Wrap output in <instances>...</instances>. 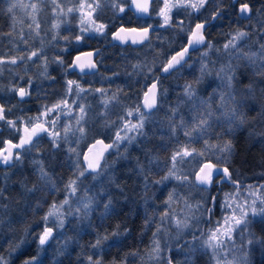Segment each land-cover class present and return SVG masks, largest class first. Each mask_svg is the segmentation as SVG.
I'll list each match as a JSON object with an SVG mask.
<instances>
[{
  "label": "rangeland",
  "instance_id": "1",
  "mask_svg": "<svg viewBox=\"0 0 264 264\" xmlns=\"http://www.w3.org/2000/svg\"><path fill=\"white\" fill-rule=\"evenodd\" d=\"M99 1L79 0L76 10L69 12L68 9L71 6L65 9V20L68 21L71 16L74 25L77 26L75 34L74 31L71 33L73 46L70 47L77 48L84 39L92 38L106 30V23L101 22L99 18L96 20L93 16L97 11L102 16L105 5H109V11L113 13V16L123 14L126 9L129 10L130 0H126V2H120V0H108L106 2L104 0L101 4ZM160 1L162 6L158 9L157 15H160L158 13L165 5V0ZM190 2L198 3V0H190ZM31 3H36V1L21 0L22 5ZM114 3H118L123 11L114 7ZM168 3H176V0H168ZM97 5L99 6L97 7ZM175 8L172 7L167 12L168 18ZM193 10L197 11L196 9ZM16 13L20 15V20L23 19V23L19 22L20 25L23 24L22 27H24L26 17L28 18L27 23L31 27L34 24L41 26L42 22H48L47 17L41 16L39 12H36V9L33 10L30 7H18L12 15L18 16ZM256 15L253 16L254 21L258 20L259 16ZM61 16H63L62 11L54 13L50 29H64L60 28V25L64 24L62 23L64 20L60 19ZM160 17L161 22H164V17L162 15ZM100 25H104V28L97 31L100 29ZM84 28L88 31H82ZM42 30H46V28ZM238 31L231 33L219 45L214 46L212 45L213 42L207 40L205 44L196 48L192 53H187L181 66L166 76L178 77L177 86H174L175 83L173 85L166 83L162 87V81L159 82L156 107L145 117L144 135L129 132L128 135L135 136L131 144L123 141L120 142L118 148L109 149L104 159L100 161L101 175L96 179H93L96 176V173L93 172L86 171L82 176L79 174L80 170L87 168V164L82 161L86 147L93 139L101 138L100 132L105 133V131L109 133L107 141H110L111 144L121 127L128 122L134 124L139 120L138 114L128 115V111L134 109L137 104L141 105L140 100L146 85L153 79L154 72L159 71L171 55L167 52L169 54L167 56L161 52H164L163 48H171L173 40L158 46L156 42L161 36L158 34L153 37L152 41L142 44L141 46L146 45V49L154 48L155 59L139 67L140 75L135 78L129 75L126 77L120 75L119 72L124 70L122 67L117 68V72H115L116 81L109 78L111 73L104 78L103 75H97L96 71L92 77H89L85 85L73 83L71 88L66 90L65 95L52 96L58 100L41 111L38 117H40L41 122L44 120L56 121L55 131L60 133L59 147L53 146L52 138L48 134L41 133L38 138H33V145L15 149L12 161L16 160V152L20 153L21 158V155L28 151L31 163L39 167L44 159L41 156L42 150L50 152L49 162L53 165V170H45L50 180L44 179L43 183L46 187L45 195H49L51 200L45 215L51 210V205L54 203L59 205L65 199L69 200V204L60 209V212L63 213L64 226L57 228L54 218H49L48 224L45 225L43 221V228L38 232L41 233L45 226L53 228V236L45 245L50 242L55 243V252H57L55 256H58L63 249L67 250L66 247H71L72 242L78 238L79 234L90 229L91 216L94 212L100 218L108 213H112L114 216L110 223L116 225L113 228H103V231L104 229L105 231L110 230L108 233L122 231L124 234L129 228L127 223L133 226L139 223L135 220V211L132 213L124 209L137 207L144 212L151 210L146 220L147 223L145 221L143 224L144 228L150 230L146 246L143 252L136 256L133 264H167L169 259H171L172 264H185L186 258H190V264H215L212 259V250H205L200 247L201 241L206 238L201 236V232L206 233L208 229L216 225L217 221H222L231 213L232 208L226 207V204L234 206L237 201L243 203L245 198L250 202L251 199L255 198L252 193H255L257 197L264 196V188L260 187L264 185L262 180L256 187L252 184H233L223 178L222 174L224 167L230 170L227 163L239 168L238 170L245 174L252 170L253 159L258 160L260 166H264V117L261 116V113H264V67H262L264 56L261 55L260 47L264 44V24L260 32L251 31L250 35H247L248 38L245 36L241 39H234ZM216 33L218 34L217 31ZM34 36L37 44L43 47L50 43L48 34L40 35V32H34ZM77 36H81L82 39L77 40ZM229 40H233L236 47L225 50L223 46ZM209 42L212 45L211 48L206 46ZM61 48L59 47L58 51ZM68 49L70 48L67 47L66 51ZM61 50L63 51L64 48ZM204 53L207 55H203ZM253 53H256V56L252 60L248 59L247 57ZM147 57L146 55L145 58ZM132 61L135 63V60ZM10 64L13 63L10 62ZM2 65L7 67L8 64L0 63V66ZM202 66L205 69L203 73L201 71ZM222 68L223 72H221ZM226 76L233 77L231 89L226 87ZM137 79L139 83L136 88L142 90L139 101H135V98L134 101H129L130 95L133 93L128 89L130 86H134ZM166 81L170 80L166 79ZM76 85H79L83 91L77 89ZM186 85L192 86V90L195 92L193 100H196L197 104H199V100L196 99L198 97L209 101L214 110L213 119L210 121L211 127L204 134L193 132L191 137L186 136L185 131L187 127H191L196 112L193 109V100L185 95ZM249 85H251V89H249ZM91 86L93 87L92 91L90 90ZM98 89L102 91H97ZM221 94H225L226 100L229 95L234 96L235 99L228 100L221 107ZM62 101H67V104L61 103ZM124 101L128 104L132 102L130 109L126 108V104H123ZM57 104H60L61 107L55 108ZM80 108H83L84 111L81 112ZM232 108H235L237 113L243 114L245 123L233 122V130L228 131L229 121L225 113L230 114ZM46 109H51V111L44 115ZM173 109H175V114H173ZM123 111L126 118L119 117ZM141 112L144 111L141 110ZM81 117L83 118L80 119ZM78 119L80 120L79 124H77ZM121 119L123 120L121 121ZM181 120L187 127L180 126ZM65 126L70 129L67 132L66 140L63 131ZM249 126L256 129L254 134L250 136L249 131H247ZM26 127H31V125L20 123L17 127L18 132ZM45 127H49L51 131L49 125L45 124ZM173 127H175L174 132L172 131ZM78 128H83V137L81 132L77 131ZM110 128H114V130H109ZM228 138L234 139L231 141L233 149L230 153L221 152L218 147H206L205 141L210 145H222L230 141ZM70 148H75L81 155L78 157L75 153L70 152ZM184 151L193 154L184 156L183 160L177 156L175 162L171 159L177 152L183 153ZM198 152H202L203 155L196 154ZM78 161L79 169L76 166ZM174 163L175 168H173ZM203 164H214L221 170L214 173L210 185L200 184L195 177ZM42 167L45 168V166ZM170 170L174 172V175L169 176ZM261 174L264 180V172ZM166 176L168 179H163ZM176 177H180V179ZM70 179L76 180L75 187L77 190L74 195L71 194L70 188L65 187ZM249 186L252 187L249 188ZM207 190L212 192L211 202L203 205V202L201 204L202 194L206 193ZM170 194L173 198L168 204L166 201H168ZM229 196L232 198L229 199ZM89 198H91V206L85 211L81 204L88 202ZM109 200H111V206L105 211L104 205ZM77 208H81V210L76 211ZM209 209L211 211H208ZM69 211L72 212L71 215L68 214ZM165 212L171 213V216L162 220L161 217ZM193 215L197 219H192ZM185 217L188 218L190 227L183 230L177 229L175 226L176 219H184ZM252 220L257 226L253 228L252 223L248 230L257 236L259 235L258 237H264V231H261L264 224L259 223L260 218L255 217ZM105 225L107 223H104ZM158 226L160 227L159 232H157ZM154 233H156L155 237ZM187 235L189 238L185 240ZM193 235L200 239L193 241ZM245 237H247V232H245ZM126 239L127 242H130L129 236ZM141 239L140 237L139 242ZM96 240L97 238L95 242ZM154 240L159 242L160 251L158 253L152 252ZM234 242L236 247L233 249L232 255L239 258L244 252H247L249 264L250 251L254 249V245L241 248V239L237 234H234ZM105 245L101 243L99 247L95 248L96 257L100 255ZM193 247L197 251L191 252L190 249ZM232 255L228 258L231 259Z\"/></svg>",
  "mask_w": 264,
  "mask_h": 264
},
{
  "label": "trees",
  "instance_id": "2",
  "mask_svg": "<svg viewBox=\"0 0 264 264\" xmlns=\"http://www.w3.org/2000/svg\"><path fill=\"white\" fill-rule=\"evenodd\" d=\"M35 1L37 5L36 12H39L43 17H47L48 22H42L41 26L38 27L35 24L33 27H29L27 23L28 18L26 17L24 27H22L23 24L20 25V23H23V19L20 20V15L16 13L18 16H15L8 12V7L12 3V0H0V60L8 64L7 67L6 65L0 66V100L5 107V120L14 121L16 124V128H12L5 120H2V128L5 131L3 134L0 131V139L4 140L15 141L19 135L17 127L20 123L28 125L29 118H33L34 122L41 111L50 106L55 100H58L52 97L56 95H50L51 91L47 80L49 67H42L44 69L37 67L36 56L28 59L32 52H37L32 49L34 45H37L34 32H40V35H47L46 30L50 29L53 15L58 11H62L63 16L60 19L64 20V22L62 21L64 24L60 25V28L76 29L77 27L74 25L72 17L70 16L67 21L64 14L65 9L70 8L69 6H71L73 11L76 10L75 8L79 5V0H55V3L53 0ZM99 2L101 4L104 0H100ZM241 2H247L252 9V15L247 24H243L237 16V6ZM161 6L160 0H154L149 7V15L147 17H139L128 9L121 15L113 16V13L109 11V5H105V11L102 13V16L98 11L93 16L96 20L99 18L101 22L106 23V30L92 38L83 40L82 44L77 47V51L81 47L90 48L99 46L100 51L96 59L97 73H99V76L103 75L104 78H106L107 74L111 73L113 76L111 75L109 78L116 81L114 75L117 72V68H124L123 71L119 72L120 75L125 77L129 75L135 78L140 75L139 67L153 61L156 54L153 47L146 49V45L140 47L109 45L112 32L118 28H141L151 25L152 31L146 42L152 41L153 37L158 34H161L156 42L158 46H161L166 41L173 40L171 48H163L164 52L160 51L168 56V53L172 54L185 46L189 32L192 30V25L197 20H208L216 11H221L222 15L216 18L217 36L215 37L210 33L211 38L216 42L214 46L219 45L217 40L221 39L220 36L222 34L227 33L229 36L231 33L240 30L245 31L249 36L251 31L260 32L264 24V0H206L204 6L197 11H194L193 8L176 7L170 13L168 24L161 22L160 15L156 14ZM256 14L259 17L258 20L254 21L253 16ZM39 27L40 29H38ZM45 28L46 30H42ZM18 29L23 31L16 32L15 30ZM248 36L246 37L248 38ZM71 46H73V43ZM75 50V47L70 48V52H77ZM38 52L48 53V50L40 49ZM145 54L148 56L147 58H145ZM21 57H24V59H21ZM12 59L16 60L15 64H10ZM132 60H135V63ZM89 77L92 76L89 75L87 80H89ZM166 79H169L173 83L163 80L162 87L166 83L171 85L175 83V86L178 77L172 76L166 77ZM175 79L176 81H174ZM77 80V77H71V81L74 83L84 85L81 81L77 82ZM55 81L57 86H59L64 79L57 78ZM138 83L139 80L137 79L134 82V86L129 87L128 90L133 93V95H130L129 101H134V98L135 101H139L142 90L136 88ZM21 87L28 93L23 98H21L18 91L14 90ZM92 88L91 86V91ZM123 104H126V108L130 109L132 102L128 104L124 101ZM9 109L11 110L9 111ZM119 115V117L126 118L124 111ZM109 130L113 131L114 128H110ZM255 130L254 127L249 126L247 129L249 136L253 135ZM107 135L109 133H106V131L99 134L106 141L108 140ZM228 139L230 140V138ZM253 154L255 153L253 152ZM29 155L28 151H26L21 155L19 160L12 161L10 164L0 165V190H3L2 195H0V205L4 206L0 207V221H2L0 222V255L5 258L7 264H24L25 260L31 259L34 256L37 257L36 264H90L89 257L93 261H100V264H133L136 256L143 252L146 246L150 229L144 228L143 224L147 220L151 210L149 212L145 210L146 212H144L141 208L137 207L124 209L132 213L135 211V220L139 221V223L135 226L127 223L129 228L126 233L123 234L121 231L119 236L103 241L102 244H106L105 248L97 257L94 252L96 247H93L96 243L95 239L111 234L108 233L110 230L105 231L104 229L103 231V228H113L116 225L110 223L114 219L112 213H108L106 216L100 218L94 212L91 216L90 229L79 234L78 238L72 242V246L66 247L67 250L63 249L58 256H55L57 253L55 252V243L50 242L43 247L39 246L36 237L38 232L43 228L42 218L47 212L51 200L49 195H45L46 187L43 183L44 179H41L39 176V169L42 165L45 166L44 170H53V165L49 162L50 152L48 151L42 150L41 156L44 159L39 167L31 163ZM55 157L57 156L55 155ZM253 165L252 170L246 172L248 174L246 175L243 171H239V168L227 163L234 181H237L240 185L252 184L256 187L261 180L264 182L261 176V173L264 172V166H260L259 161L256 159H253ZM28 189H32V191H28ZM202 196L201 204L202 202L203 205L211 202V191L207 190ZM103 221L107 225L104 226ZM252 226L256 228L257 225L253 223ZM128 236L130 242H127L126 237ZM188 236L185 237V240L189 238ZM140 237L142 239L139 242ZM131 242L133 244H130ZM138 244L139 246H137ZM16 245H19V247H15ZM253 248L250 251L249 264H264V247L254 245ZM131 253L137 254L131 255Z\"/></svg>",
  "mask_w": 264,
  "mask_h": 264
},
{
  "label": "snow or ice",
  "instance_id": "3",
  "mask_svg": "<svg viewBox=\"0 0 264 264\" xmlns=\"http://www.w3.org/2000/svg\"><path fill=\"white\" fill-rule=\"evenodd\" d=\"M55 3V0H53ZM120 2H126V0H120ZM150 2H154V0H143V3L140 2V0H132V4L136 6V10L139 13H148V5ZM205 3V0H198V3H191L190 0H176V3H168V0H165V5L164 8H161L159 13L164 17V22L165 24H168L169 18L167 15V12L171 10L172 7H185V8H193L196 10H199V8L203 7ZM99 5H97L98 7ZM114 7L118 8L119 11H123V8L119 7L118 3L113 4ZM18 7H30L33 10L36 9L37 5L36 3H31L29 5H22L21 0H13V2L9 5L8 7V12L13 13L14 10ZM83 7V5H81ZM69 12L73 11V9H68ZM251 9L249 8L248 4L245 3L240 7V13H248L250 12ZM220 11H216L215 15L213 18H216L220 16ZM39 25L37 24V27ZM31 27V25H29ZM104 28V25H100V29H97V31L101 30ZM205 28L204 23H197L195 25V30H190L189 32V39L187 42V47H184L182 52L177 53L176 55L172 56L171 59L167 62L166 65L162 66V70L164 72H169L170 70L174 69L177 65H180L182 61L185 60V55L189 52V48L191 49H196L198 45H203L205 44V37L203 34V30ZM82 31H88V29L84 28ZM121 31H132L135 32L136 29H124L121 28ZM144 32V39H147V33H148V28L143 29ZM248 33H245L243 31H238L236 37L234 39H241L245 36H247ZM116 39H120L121 37L119 34L116 35ZM77 40L82 39L81 36L76 37ZM133 43H136V41H133ZM207 47L211 48L212 45L210 42L206 45ZM224 49L227 50L228 48L232 47L235 48L236 44L233 42V40H229L228 43H226L224 46ZM261 55L264 56V44L261 46ZM37 52H32L31 56H37ZM91 55V54H89ZM203 55H207V53H204ZM31 56L28 57V59H31ZM256 56V53L251 54L247 58L252 60V58ZM21 59H24V57H21ZM79 59V58H77ZM11 63L15 64L16 60L12 59L10 61ZM0 63H3L2 60H0ZM63 63V61H61ZM88 67L94 68L95 64H89ZM264 67V65H262ZM83 70V69H82ZM204 66H202L201 71L202 73L204 72ZM223 68L221 69V72H223ZM226 87L231 89L232 84L231 81L233 79L232 76H226ZM69 85L73 84V81H68ZM77 89L80 91H83V89L80 88L79 85H76ZM249 89H251V85L248 86ZM15 91H18L19 95L21 98H23L25 95L28 93L24 88H18L14 89ZM157 84L153 83L151 89H149V92H151V102H149L148 99V93H145V100L143 105L137 104L136 107L132 110L128 111V115H133L138 114L139 115V120L136 123H131L128 122L126 123L123 127H121L117 133H116V138L115 140L112 141L111 144H105L104 145V151H108L109 149L112 148H118L120 142L127 141L129 144L132 143V141L135 139V136H130L128 135L129 132H135L139 135H144L143 128L145 124V117L146 114H150V110L156 107V96H157ZM97 91H102V90H97ZM79 94V92H77ZM185 95L190 99L193 100V97L195 96V92L192 90L191 85H186L185 88ZM199 100V104L196 103V100H193V109L196 112V115L193 117V123L191 127H187L184 125L183 120H181V125L182 127H187V130L185 131V135L191 137L193 132H197L200 134H204L208 128L211 127L210 121L213 119L214 116V110L211 107V104L209 101L196 98ZM235 97L229 95L227 100L225 99V94H221L220 96V101L221 104L220 106L223 107L224 104L228 102V100H234ZM61 103L67 104V101H62ZM61 105L57 104L55 105V108H60ZM141 107L145 108L146 110H149L148 113L146 112H141ZM11 109H9L10 111ZM51 109H46L44 115H47ZM80 111L83 112L84 109L80 108ZM173 114H175V109H173ZM225 115L228 118L229 121V128L228 131H232V123L233 122H238L239 124L245 123V117L243 114L237 113V110L235 108H232L229 113H225ZM261 116L264 117V113H261ZM81 117L80 119H82ZM58 119V118H57ZM0 120H5L4 116V108L3 106H0ZM5 122L12 128H16V124L14 121L11 120H5ZM80 123V120H77V124ZM29 124L31 127H26L24 129L25 133L27 134L25 136H21L19 143L17 144H12L11 141H8L9 148L7 150L0 149V162L4 164H8L11 162L13 153L11 149H22L25 148L26 145H33V137H39L41 133L48 134L52 138V144L55 147H59V138H60V133L55 131V124L56 121H48L44 120L43 122L40 121V117L35 118V122H33V118H29ZM45 124L49 125L51 127V131L49 127H45ZM18 130V129H17ZM65 133V140L67 138V132L70 131V129L65 126L63 129ZM77 131L81 132L82 137H83V128H78ZM172 131H175V127L172 128ZM123 133V135H121ZM81 137V138H82ZM5 143L4 141H0V144ZM96 144H103L102 140L96 141ZM206 147H218L219 151L221 152H227L230 153L232 151L233 145L231 141L225 142L222 145H210L208 144L207 141H205ZM95 145H93V148ZM30 150V149H27ZM3 151H7L6 155H2ZM70 152L75 153L78 157L81 155V153L77 152L75 148H70ZM91 151V149H89ZM193 153L184 151L183 153L177 152L174 154L171 159L175 162L177 160V156L180 157L181 160H183L184 156L192 155ZM198 155H203L202 152L196 153ZM15 159L19 160L20 159V153L16 152L15 153ZM85 160L88 161L87 168L80 170V175H84L86 171H91L93 173H96V176L93 177V179H96L99 175H101V163L100 161L104 159V152H101L99 154V157L95 159V161H90L88 160V157H84ZM77 168L79 169V161L77 162ZM106 166V163H105ZM173 168H175V163L173 164ZM205 169H207L206 174L204 175H199L197 176V180L200 184L204 185H210L213 180V175L217 171H221L219 168H217L216 165L214 164H205L204 167L200 169L201 173L205 172ZM40 171V178L41 179H49L47 172H45L44 168L41 166L39 169ZM222 174L223 178L231 181L233 184H237V181L232 180L231 173L229 172L227 167H224L222 169ZM174 175V172L172 170L169 171V176ZM177 179H180V177H176ZM163 179H168V176L164 177ZM186 179V177H185ZM159 182V181H158ZM76 180L70 179L68 184L65 186L66 188L71 189V194L74 195L76 192ZM54 186V185H53ZM252 186H249L251 188ZM261 188H264V185L260 186ZM2 191L0 190V195H2ZM28 191H32V189H28ZM252 196L255 197L249 200L245 198L244 202L241 203L237 201L234 206L226 204V207H231L232 211L229 215L223 218L222 221H217L216 225L208 229L207 232H201V236L206 237L203 239L200 243V247L208 250H212V259L215 261V264H248V253L244 252L241 257H236L232 255L233 249L236 247L235 242H234V234H237L240 236L241 239V248L246 247L247 245H260L264 247V237H258L254 232L249 231V226L253 223L252 218L259 217V223L264 224V196H255V193H252ZM172 195L170 194L168 201L166 203L170 204L172 201ZM229 199L232 197L229 196ZM69 200L65 199L61 204H53L51 205V210L45 215L42 219L45 222V225L48 224L49 218H54V223L57 228H62L64 226V219H63V213L60 212V209L63 208L64 205H68ZM91 206V198H89L88 202H84L81 204V207L87 211ZM111 206V200L107 204L104 205L105 211H107ZM0 207H4L0 205ZM189 208L191 207L190 205L188 206ZM81 208H77L76 211H80ZM208 211H211L210 209ZM69 215L72 214L71 211L68 213ZM169 216H171V213L165 212L161 219H167ZM192 219H197L194 215L192 216ZM2 222V221H0ZM147 223V221H146ZM175 226L177 229L183 230L187 229L190 227V224L188 222V218L185 217L184 219H176ZM160 231V227H157V232ZM261 231H264V228L261 229ZM245 232H247V237H245ZM121 233L119 231H115L109 235H105L103 237H98L96 240V243L93 245V247H99L100 244L108 240L111 237H117ZM154 237L156 236V233L153 234ZM53 236V228L45 226L43 231L41 233L37 234L36 239L38 240L39 246L43 247L45 244H47L50 239ZM193 241H196L200 239L196 235H193L192 237ZM246 240V243H245ZM23 243V241H21ZM154 247L152 248V252L158 253L160 251V246L159 242L157 240L153 241ZM15 247H19V245H16ZM191 252L197 251L195 247L190 249ZM137 253H131V255H136ZM232 255V258L229 259L228 257ZM37 257H32L31 259L25 260L24 264H36ZM90 264H100V261H93L91 257H89ZM0 264H7V261L5 258L0 255ZM167 264H172L171 259L168 260ZM185 264H190V258H186Z\"/></svg>",
  "mask_w": 264,
  "mask_h": 264
},
{
  "label": "flooded vegetation",
  "instance_id": "4",
  "mask_svg": "<svg viewBox=\"0 0 264 264\" xmlns=\"http://www.w3.org/2000/svg\"><path fill=\"white\" fill-rule=\"evenodd\" d=\"M220 13H221L220 15H222L221 11H220ZM214 15H215V13H213L208 20H197L192 27V30H195V25L197 23H204L205 28L203 30V34L205 37V41L210 40L211 42H213L212 45H214L216 42L211 38L210 33H212L215 37L217 36V33H216L217 28L215 26V23H217V21H216L217 17L213 18ZM237 16L240 18V20L242 21L243 24H247L248 20L251 17L250 16L247 19L241 18L239 16L238 11H237ZM75 30L77 31V29H70V28H68V29H53V28L48 29V30H46L47 33L49 34V38H50V43L48 44V46L43 47V46L37 44L38 46L34 45V47L32 48L35 51H37V53H38V55L36 56L37 57L36 58V66L39 67L40 69H44V68H42L44 66L49 67V70L47 71V80L49 83V89L51 91L50 95H65L66 90L71 88V85H69L68 81H71L72 76L75 78L77 77V79H78L77 82L81 81L85 85L88 76L89 75L93 76L95 74V72L97 71L96 59H97V56L99 53L97 54V56L95 57V59L93 61V64H95V67L91 71L86 72L84 70H80V69L75 68L76 59H77V56L79 55L80 52L85 51V50H90V49H96V48H99V51H100L99 46H94V47H90V48H84V47L82 48L81 47V49H79L78 51H77L78 48H76L75 51H77V52H70V49H68L66 51L67 47L71 48L70 46L73 43L72 38H71V33L74 31V34H75ZM15 31L17 32V31H23V30L18 29ZM57 35H59V37H57ZM149 37H150V35H149ZM220 37H221V39L217 40V42L219 44H221V41H223L226 37H228V34L227 33L222 34ZM57 39H59V40L57 41ZM110 42H111V36H110V40H109L108 44L109 45L115 44V43H110ZM187 42H188V40H187ZM187 42H186V44H187ZM186 44H185V46H186ZM115 45H117V44H115ZM200 46H202V45H198L197 48ZM35 47H36V49H35ZM38 47H39V49L37 50ZM59 47L64 48V50L62 51L61 50L62 48H61L58 51ZM40 49H47L48 53L38 52ZM189 51L193 52L194 49L190 48ZM168 60H169V58H168ZM168 60H167V62H168ZM61 61H63V63H61ZM167 62H166V64H167ZM180 66H181V64L177 65L174 69L170 70L167 73L163 72L162 67H161V69L159 71L154 72L153 79L157 78L158 84H159V82H161L163 80L165 81L166 76L169 75L170 73L174 72V70L179 68ZM97 75H99V73H97ZM57 78L64 79V81L61 82V84H59V86H57L56 81H55ZM153 79H151V80H153ZM140 103H141V100H140ZM0 104L5 109L1 100H0ZM2 126H3V122H2V120H0V131L3 134L5 129L2 128ZM23 135H25L24 129L21 132H19L17 139L15 141H13L14 144L19 143L20 138ZM0 141L5 142L3 144H0V149L4 150L7 140H4L1 138ZM1 164H3V163L0 162V165Z\"/></svg>",
  "mask_w": 264,
  "mask_h": 264
},
{
  "label": "water",
  "instance_id": "5",
  "mask_svg": "<svg viewBox=\"0 0 264 264\" xmlns=\"http://www.w3.org/2000/svg\"><path fill=\"white\" fill-rule=\"evenodd\" d=\"M140 2L143 3V0H140ZM245 3H247V2H243V3L238 4V13H239V16L241 18L247 19V18H249L251 16L252 10L250 12H248V13H244V14H241L240 13V7L243 4H245ZM150 4H151V2L149 3L148 8H149ZM248 6L251 9V7H250L249 4H248ZM128 8H129V10L132 13H134L137 16L145 17V16L148 15V13H139L136 10V6L132 4V0H130ZM144 28H148V33H147V39H148L149 34H150V31H151V28L150 27H143L141 29H139V28H124V29H136L135 32H132V31H121V28H118V29H116L112 33V35H111V42L110 43H115V44L120 45V46H124L126 44H129L130 46H133V47L139 46V45H141L142 43H144L147 40V39H144V32H143V29ZM117 34H119V36L121 37L120 39H116L115 38ZM133 41H136V43H133ZM182 50H183V48L180 49V50H178V51H176L175 53H173L172 56L176 55L179 52H182ZM98 53H99V48L85 50V51L80 52L79 55L77 56V58H79V59H76L75 68L80 69V70L83 69L86 72L91 71L93 68L88 67V65L89 64H93V61H94V59H95V57L97 56ZM89 54H91V55H89ZM171 57L169 58V60L171 59ZM185 59H186V55H185ZM184 61H182L181 63H183ZM153 83H156L157 84V90L156 91H157V94H158V79L156 78V79H154L153 81H151L146 86V90H145V92H144V94L142 96V99H141V105H143V103H144L145 93L146 92L148 93L149 102H151V95L152 94H151V92H149V89H151ZM156 103H157V96H156ZM0 106H2V105L0 104ZM153 109H151V110H153ZM143 110L145 112H149V110H146L145 108H143ZM26 135L27 134L25 133V137H26ZM98 140H102L103 141V144H96V141H98ZM7 142L5 144V149L4 150H7L9 148V145H8ZM12 144H14V143H12ZM105 144H109V143H107L106 141H104L101 138H97L94 141H92L91 143H89L88 146L86 147V150H85L83 156H82V161L88 165V161L84 159L85 156L88 157V160L94 162L95 159L99 157V154L101 152H104V155H105V153H107V151H104V145ZM93 145H95L94 148H93ZM89 149H91V151H89ZM11 151L13 153L14 149H11ZM6 154H7V151H5V152L2 153V155H6ZM10 163H8V164H10ZM204 165L205 164H203L202 167H204ZM200 169L198 170V172L195 175L196 178H197V176L204 175L207 172V169H205V172L204 173H201L200 172ZM89 172H91V171H89Z\"/></svg>",
  "mask_w": 264,
  "mask_h": 264
}]
</instances>
